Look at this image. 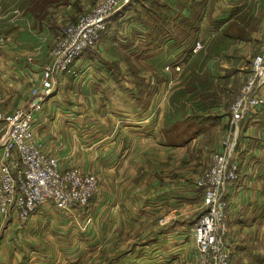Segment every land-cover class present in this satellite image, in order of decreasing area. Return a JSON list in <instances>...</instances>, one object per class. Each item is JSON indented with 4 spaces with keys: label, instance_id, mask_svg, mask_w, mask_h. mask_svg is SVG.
Returning a JSON list of instances; mask_svg holds the SVG:
<instances>
[{
    "label": "crops",
    "instance_id": "crops-1",
    "mask_svg": "<svg viewBox=\"0 0 264 264\" xmlns=\"http://www.w3.org/2000/svg\"><path fill=\"white\" fill-rule=\"evenodd\" d=\"M89 1L1 2L0 110L13 113L42 102L34 138L59 159L61 169L94 170L100 187L89 216L60 212L52 204L25 221L15 212L0 215V257L9 250L15 254L26 242L27 251L41 248L33 247L39 241L36 233L60 228L59 234L75 229L95 238L96 251L103 254L93 259L100 264H128L136 257L139 264H194L193 230L205 205L195 181L231 132L224 109L234 91L227 82L243 60L240 45L264 29V0H132L139 10L111 27L104 47L75 61L72 69L80 76L59 75L53 93L44 97L42 76L50 49ZM123 20L132 22L130 33ZM120 34L125 40L113 45L123 48L128 68L134 67L130 75L127 69L126 79L118 75L124 73V62L108 45ZM198 42L203 48L190 53ZM179 60L185 63L181 72L166 69ZM146 83L161 89L153 97L142 95ZM117 86L140 95L133 114L143 111L142 120L120 125ZM240 127L233 157L239 179L224 192L225 237L231 264H264V106ZM3 154L0 146V163ZM13 165L20 167L17 155ZM28 256L24 253L21 261L30 264Z\"/></svg>",
    "mask_w": 264,
    "mask_h": 264
},
{
    "label": "built area",
    "instance_id": "built-area-1",
    "mask_svg": "<svg viewBox=\"0 0 264 264\" xmlns=\"http://www.w3.org/2000/svg\"><path fill=\"white\" fill-rule=\"evenodd\" d=\"M131 2L101 0L90 14L66 24L50 61L43 68L44 97L53 93L60 74L70 72L80 76V71L72 69L75 61L95 46L100 33L107 32L110 15ZM18 12L15 11L16 14ZM202 48L201 42L196 43L193 53ZM184 65V62H179L166 69L181 72ZM263 80L264 53L254 59L252 73L230 107L231 122L235 126L264 105V90L257 93ZM42 108L43 104L39 102L13 113L0 110V146L4 148L0 163V215L7 217L15 212L19 219L25 221L52 204L60 212L81 211L89 216L93 211L92 200L99 191L100 178L91 169H61L59 159L34 138L35 114ZM235 134L230 132L226 135L212 157L210 167L195 181L203 191L205 210L193 230L197 247L194 264H231V246L224 228L228 212L224 192L227 184L239 179V164L233 160ZM15 155L20 159L19 168L13 165Z\"/></svg>",
    "mask_w": 264,
    "mask_h": 264
},
{
    "label": "rangeland",
    "instance_id": "rangeland-1",
    "mask_svg": "<svg viewBox=\"0 0 264 264\" xmlns=\"http://www.w3.org/2000/svg\"><path fill=\"white\" fill-rule=\"evenodd\" d=\"M92 1L93 0L89 1L88 3L82 4L83 9H81V12H80L81 15L79 16V18L85 17L86 15L90 14L101 0H99V1L95 0V2H93V3H92ZM257 1H258L257 3H260L262 0H257ZM1 2H2V0H1ZM126 6H124V7H126ZM140 6H142V3L140 4ZM124 7H122L118 11L112 13L110 15L108 21H107V24L109 23L110 19H112L111 17H113V16L115 17V15H117L118 12L122 11L124 9ZM260 16H261V14L258 17L256 16V19H257L256 23L260 20V18H262V16L261 17ZM126 21H130V20H126ZM126 21L124 22V20H123L124 27L128 28L127 31H128V33H130L129 28L132 26V22H129V24H127L128 22H126ZM112 23H114L113 19H112ZM123 23H121V24H123ZM65 26L66 25H64V27ZM62 30H61V33H62ZM61 33H59V34L61 35ZM119 33H122V32H119ZM107 34H109V30H107V32L104 31V32L100 33L99 39L96 42L95 46L86 50L84 53H86L87 51H90V50L94 51L96 48H99L100 45H102L104 47L105 46L104 40L108 41L107 39H104V37L107 36ZM59 37L56 39L55 44L58 41ZM119 38L122 40H125L123 34H120L119 37L115 36V39H113L114 41L110 40L108 45L114 51V52H112V55L115 54L118 61L121 60L124 62V68H123L124 73H122L120 71V74H118L121 78H123V76H126L128 73H129V75H130V73L133 74V68L134 67L132 65H130V68H128L129 66H128L127 61H126V59H128V58H126L124 56V54H126V53L125 52L122 54L120 53L123 50V48H121L120 46H117V45H115V46L113 45V43H115V42L116 43L120 42ZM55 44L50 49L51 50L50 53H52L53 49L55 48ZM109 47H108V53H109ZM240 48H241L240 53L244 55V56H240V58L241 59L243 58V60L241 61L240 65L236 66L237 71L233 74L230 81L227 82L229 88L228 87H226V88L230 89L231 91H234V93H231L229 95V97L227 98L229 105H228V107H226L224 109V117L226 116V119L229 121V125H228L229 127L227 128L228 133L230 131L231 132H238L237 137H239L240 128H241L240 127L241 121L236 126L234 123L232 124L230 107L234 103L236 96L238 95L239 91L243 88L246 81L248 80V77L252 73L254 59L258 55L264 53V29H262L258 34L254 35L253 39H251V43H249L247 45H240ZM9 52H10V54L13 53V51H9ZM10 54L8 56H10ZM185 57H186V55L184 56V58ZM187 57H188V59L191 58V57H189V55H187ZM184 58H183V61H184ZM50 59H51V54L49 55L48 62L50 61ZM78 59H80V58H78ZM180 60H179V62H181ZM190 60H187V63H188L187 67L189 66ZM127 69H129L128 73H127ZM146 72H141V74H139V75L142 76ZM150 72H152V71H150ZM153 76H155V75L153 74ZM57 78H56V81H57ZM123 79H126V77ZM146 85L147 86L144 89H142L143 90L142 95L147 94L149 97H153L159 91V89H161V88L158 89L157 84H154V86L152 88L149 86L148 83H146ZM55 86H56V84H55ZM113 90L117 94V99L115 100V103L118 104L119 107L123 110V111H121L122 113L119 114V117H123L122 119L119 120L120 125H128L127 123L133 122V119H137V118H138L137 121L142 120V119H139V116H141V113L143 111L133 114V112H134L133 109L135 108L134 103H137L138 100H136V99L140 98V95L135 93L136 90H134L133 92L132 91L124 92L120 89L119 86H117V88H113ZM142 90H139V93ZM263 90H264V80L260 83L259 87L257 88V93H259L260 91H263ZM171 91H173V86L169 89V93H164V95L166 96V99L168 98ZM227 92H230V91L227 90ZM236 92H237V94H236ZM133 97H134L135 101L134 102H133V100L129 101V99L133 98ZM230 99H232V100L230 101ZM262 107H260V108H262ZM125 111H132V112L124 113ZM155 120L156 119H154V121ZM226 134H227V132H226ZM226 134L223 136L222 140L225 138ZM177 137H178V135H177ZM218 148H217V150H218ZM217 150L215 149L214 152L212 153V156H211L210 161H209L210 165H211L212 157L215 155ZM210 165L205 166L203 168V171L205 172L210 167ZM203 203H204V200H203ZM204 210H205V208L201 207V211L198 212V215H201V213ZM44 230H42V231L39 230V232L36 233L35 236H37L39 238V241H38L37 245L33 246V247H38V245H41V246H39L41 248H37L36 250L28 249V251H27V249L25 247L27 245H29V243L28 242L23 243V244H25V246H23V247L18 246L17 247L18 252H17V250H15L16 251L15 254L11 253L9 250V251H7V254H4L2 257H0V258H2L1 262H4L6 264H25L27 262L25 260V258L23 261H21V259H23L24 253H28L29 254L28 257L30 258V264H100V263H97L96 260L93 259V257L99 258L100 255L103 253L96 251L95 245H98V244H96L95 238L91 239L92 236H90V234H87L86 231L83 232V230H81V232H80V231H76L74 229V231H71L69 233L64 232L65 234H59V233H61L60 228H56L55 231H53V230L44 231ZM46 240L48 242H46ZM125 251H127V248L125 249ZM9 253H11V254H9ZM13 257H15V259ZM113 260L116 262H118V261L120 262V260H118V259H113ZM129 260H131L133 262H128V264H139V262H140V258H138V257H136L135 259L130 258ZM123 261H121V262H123ZM125 261H128V260H125ZM0 264H3V263H0Z\"/></svg>",
    "mask_w": 264,
    "mask_h": 264
},
{
    "label": "trees",
    "instance_id": "trees-1",
    "mask_svg": "<svg viewBox=\"0 0 264 264\" xmlns=\"http://www.w3.org/2000/svg\"><path fill=\"white\" fill-rule=\"evenodd\" d=\"M138 10H139L138 4L129 3L126 7H124V9H123L122 11L118 12V14L115 15V17L113 16L114 18L111 17V18L113 19L114 23H112V19H110V21H109V23H108V28H107V29L110 30L111 27H114L115 24H118V23H119V19H120L122 16H124L126 13L131 12V11H138ZM156 11H157V10H156ZM198 16H199V15H197V17H198ZM78 19H79V16H78V17H75L73 21H70V23H74V22H76ZM198 19H200V18H198ZM63 28H64V26H63ZM63 28H62V29H63ZM190 53H193V51H190ZM186 58H187V56H186ZM187 60H188V59H187Z\"/></svg>",
    "mask_w": 264,
    "mask_h": 264
}]
</instances>
